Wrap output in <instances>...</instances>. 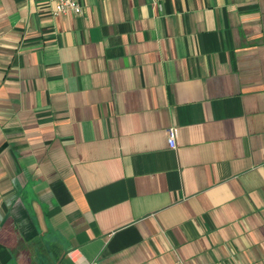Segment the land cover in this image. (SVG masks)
I'll use <instances>...</instances> for the list:
<instances>
[{
    "label": "crops",
    "instance_id": "0c3cea01",
    "mask_svg": "<svg viewBox=\"0 0 264 264\" xmlns=\"http://www.w3.org/2000/svg\"><path fill=\"white\" fill-rule=\"evenodd\" d=\"M76 2L0 0V264H264V0Z\"/></svg>",
    "mask_w": 264,
    "mask_h": 264
},
{
    "label": "built area",
    "instance_id": "2783aa9c",
    "mask_svg": "<svg viewBox=\"0 0 264 264\" xmlns=\"http://www.w3.org/2000/svg\"><path fill=\"white\" fill-rule=\"evenodd\" d=\"M54 3V13L55 15L73 13L79 15L81 13V8L76 2V0H51ZM152 3H156L157 0H151ZM167 143L172 149L176 147V135L177 130L174 127L167 129Z\"/></svg>",
    "mask_w": 264,
    "mask_h": 264
}]
</instances>
